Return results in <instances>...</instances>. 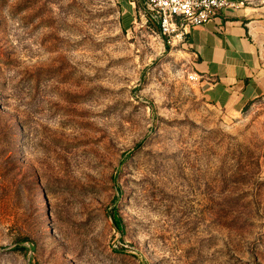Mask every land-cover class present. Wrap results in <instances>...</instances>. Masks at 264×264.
Returning <instances> with one entry per match:
<instances>
[{
  "label": "rangeland",
  "instance_id": "rangeland-1",
  "mask_svg": "<svg viewBox=\"0 0 264 264\" xmlns=\"http://www.w3.org/2000/svg\"><path fill=\"white\" fill-rule=\"evenodd\" d=\"M124 1L0 0V264H264V97Z\"/></svg>",
  "mask_w": 264,
  "mask_h": 264
},
{
  "label": "crops",
  "instance_id": "crops-1",
  "mask_svg": "<svg viewBox=\"0 0 264 264\" xmlns=\"http://www.w3.org/2000/svg\"><path fill=\"white\" fill-rule=\"evenodd\" d=\"M125 1L123 16L130 25L143 0ZM228 1L242 6L222 10L211 22L190 29L184 46L205 100L237 114L264 97V0Z\"/></svg>",
  "mask_w": 264,
  "mask_h": 264
},
{
  "label": "built area",
  "instance_id": "built-area-1",
  "mask_svg": "<svg viewBox=\"0 0 264 264\" xmlns=\"http://www.w3.org/2000/svg\"><path fill=\"white\" fill-rule=\"evenodd\" d=\"M241 6L228 0H143L138 13L166 41L184 43L190 29L211 22L222 10Z\"/></svg>",
  "mask_w": 264,
  "mask_h": 264
},
{
  "label": "trees",
  "instance_id": "trees-1",
  "mask_svg": "<svg viewBox=\"0 0 264 264\" xmlns=\"http://www.w3.org/2000/svg\"><path fill=\"white\" fill-rule=\"evenodd\" d=\"M111 219H112L113 224L116 227V229L117 230L120 229V226H119L120 225V221H119V219L117 218V216H116V214L114 212L111 215ZM17 248H19V247H17Z\"/></svg>",
  "mask_w": 264,
  "mask_h": 264
}]
</instances>
